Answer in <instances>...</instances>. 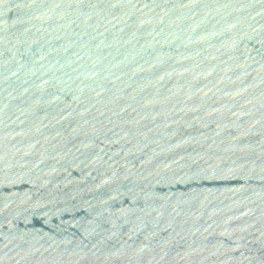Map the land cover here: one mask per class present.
I'll use <instances>...</instances> for the list:
<instances>
[{
  "label": "water",
  "instance_id": "obj_1",
  "mask_svg": "<svg viewBox=\"0 0 264 264\" xmlns=\"http://www.w3.org/2000/svg\"><path fill=\"white\" fill-rule=\"evenodd\" d=\"M0 264H264V0H0Z\"/></svg>",
  "mask_w": 264,
  "mask_h": 264
}]
</instances>
